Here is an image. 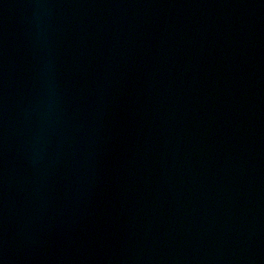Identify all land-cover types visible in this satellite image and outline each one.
I'll use <instances>...</instances> for the list:
<instances>
[{
  "label": "water",
  "instance_id": "obj_1",
  "mask_svg": "<svg viewBox=\"0 0 264 264\" xmlns=\"http://www.w3.org/2000/svg\"><path fill=\"white\" fill-rule=\"evenodd\" d=\"M0 264H264V0H0Z\"/></svg>",
  "mask_w": 264,
  "mask_h": 264
}]
</instances>
